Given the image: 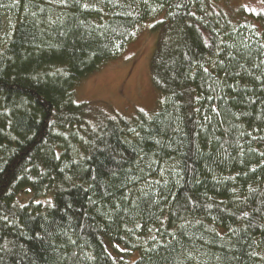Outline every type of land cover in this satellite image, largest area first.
I'll use <instances>...</instances> for the list:
<instances>
[{
  "label": "trees",
  "instance_id": "16d2710c",
  "mask_svg": "<svg viewBox=\"0 0 264 264\" xmlns=\"http://www.w3.org/2000/svg\"><path fill=\"white\" fill-rule=\"evenodd\" d=\"M148 20L157 107L75 101ZM0 264H264V0H0Z\"/></svg>",
  "mask_w": 264,
  "mask_h": 264
},
{
  "label": "rangeland",
  "instance_id": "374dc122",
  "mask_svg": "<svg viewBox=\"0 0 264 264\" xmlns=\"http://www.w3.org/2000/svg\"><path fill=\"white\" fill-rule=\"evenodd\" d=\"M238 1L230 0V4ZM157 4H153L152 9L157 10ZM151 25L152 20L140 24L131 39L118 44L114 56L80 77L72 89L73 99L124 116H132L139 110L149 112L155 109L161 95L150 77V60L157 39V32ZM107 246L116 257L121 246L118 250L112 249L108 241ZM137 255L138 252L133 251L127 262Z\"/></svg>",
  "mask_w": 264,
  "mask_h": 264
}]
</instances>
